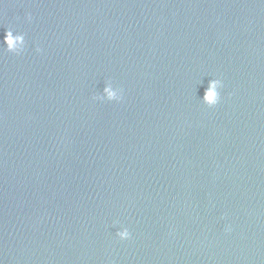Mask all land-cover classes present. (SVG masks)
I'll use <instances>...</instances> for the list:
<instances>
[{"label": "water", "instance_id": "water-1", "mask_svg": "<svg viewBox=\"0 0 264 264\" xmlns=\"http://www.w3.org/2000/svg\"><path fill=\"white\" fill-rule=\"evenodd\" d=\"M7 28L0 264H264V0H0Z\"/></svg>", "mask_w": 264, "mask_h": 264}, {"label": "clouds", "instance_id": "clouds-1", "mask_svg": "<svg viewBox=\"0 0 264 264\" xmlns=\"http://www.w3.org/2000/svg\"><path fill=\"white\" fill-rule=\"evenodd\" d=\"M27 19H31V16H26ZM3 45L4 47L0 49L2 52L11 53L14 55H19L25 50V37L23 33L13 34L11 28H7L3 35ZM37 52L40 51L39 48L36 49ZM223 88V82L220 78L213 77L208 81L207 87L204 91L201 103L209 108L215 107L221 99L220 89ZM95 100L108 101V102H120L122 99V90L114 87L111 81L106 83L104 88V95L102 97L94 96ZM118 222L114 221L113 224ZM225 231H231L230 226H225ZM116 237L123 241L130 238L131 233L127 227L121 226L115 233Z\"/></svg>", "mask_w": 264, "mask_h": 264}]
</instances>
